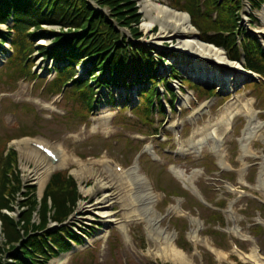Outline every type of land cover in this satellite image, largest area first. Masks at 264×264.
<instances>
[{
    "label": "rangeland",
    "instance_id": "374dc122",
    "mask_svg": "<svg viewBox=\"0 0 264 264\" xmlns=\"http://www.w3.org/2000/svg\"><path fill=\"white\" fill-rule=\"evenodd\" d=\"M131 1L135 4L137 14L140 16L137 28L141 37L135 42L128 31H120L125 39L139 47H146L153 51L154 57L164 55L167 61L166 67L163 69L167 70L170 64H176L180 73H182V77L186 76V78L188 77L187 79H192L199 86L203 85L208 90L215 89L219 92L218 96L211 99L205 96L200 98L196 90L186 89L187 86L181 88L177 82L171 83L178 98L175 103L177 112L183 111V114L179 117L184 125L183 131H179L182 135L181 146L175 143L172 129L175 124L173 119L177 118L174 115L177 112H174L172 116H168V111L166 112L164 116L166 120L163 128L164 134H157L153 138L145 139H141L137 135L147 134L148 125L142 122L139 124L140 120L136 116H131L128 109L120 111V109L114 108L106 113L100 112L99 115H96L95 112L93 117L91 115L89 119L80 118L82 117L81 114L78 112L74 113L77 107L76 103L72 102V100L67 102V99H64V101L59 98L54 99V93L46 92L45 87L55 78L52 69L56 64L49 59H43L38 53L35 56L37 61L33 67V72L38 75L37 80L29 78L20 79L17 83L10 82L7 75H2L0 71V143L8 138L21 136L27 132L32 135L28 139L31 138L47 143L56 150L62 149L67 156L71 157L72 160H69L65 166L55 170L67 171L77 182L81 196L76 211L67 225L73 226L75 232H79L78 228H83L91 233L94 231V233H92V238L88 239V243L83 246L73 247L68 253L60 254L57 259L62 258V264H144L147 261L154 260L158 264H182L178 263L175 257L171 255L172 245L183 252V256L186 255L187 260L193 261L192 264H199L191 249L189 250L185 246L187 251L184 252L179 248L180 245L184 244L181 237L183 236L186 241L188 238L187 232L185 233L180 227L184 224L183 213L175 210V207L181 208V206L185 209L183 211L189 213V217L194 220V228L200 227L194 235L196 236L199 249L205 255L206 264L209 263V255L213 256L215 264H236V261L242 264H251L246 258H243L244 255L250 258L253 257L254 250L249 243L238 242L239 247L244 252L243 255L231 250L223 237V239L220 236L218 239L214 238L215 245L213 238L208 236V231L218 230L217 223L216 221L208 223V219L206 221V218L210 216V211L202 210L198 207L197 200H195L190 190L194 189L197 194H202L212 206L223 210V218H225L227 223L229 220L227 211L231 209L235 213L236 224L240 227L241 233L254 235L252 228L257 226V213L264 220V208L260 209V206H264V186L258 184L255 179V174H258L260 167L262 165L264 167V83H252L257 76L250 77L235 71V82L238 83L234 84L233 79L229 77L231 81L228 86L226 79L229 80V78L225 79L224 76L217 73L212 74L210 67L204 68L205 65L201 64L197 59L186 58L182 51L177 49V46L181 45L183 40L189 39L187 36L176 35L172 29L166 30L163 35L162 25H160V21L163 19L151 25L143 11L144 6L149 3L148 0ZM204 1L201 0V2ZM249 1L252 0H243V13L245 12V15L250 10ZM153 2L154 4L170 8V0H153ZM91 4L92 7H96L92 2ZM103 11L105 15H110L107 14L109 13L108 10ZM243 21L244 25L242 23L241 26L249 34L258 36L264 47V22L256 17V20L250 26V21L245 16ZM146 25L150 27L148 30L145 29ZM188 25L193 31L190 35L191 38L200 44L218 49L213 47L211 43L202 41L196 29L190 23ZM0 29L5 31L3 26ZM163 36L165 38L161 39L160 37ZM41 45L51 49L54 48V44L49 38L37 44V46ZM4 49H8V45H4ZM222 53L225 61L231 63L236 69L239 68L238 64L232 63L226 58L224 51ZM2 61L0 62V70L6 66L5 60L3 59ZM88 67V65H82L77 68L80 71V76L86 75L85 71ZM204 69H209V71L205 73ZM194 71L195 73H193ZM210 78L213 80L209 81L208 79ZM223 80H225V83H223ZM161 92L164 93L163 88ZM113 93L115 96H119L117 101H120V104L122 103L121 99L128 96L127 92L123 90H114ZM107 94L106 92L104 93L105 98ZM192 96L198 105L192 103L190 99ZM228 97V100L222 101L223 98ZM133 99L136 102L137 97ZM235 100H239L242 104L246 101L252 103V111L249 109L250 106L246 107V109L252 112L255 119L254 125L260 127L261 137L249 140L248 143L251 148L249 153L244 154L241 152V147L246 142L240 143V138L242 137H240V133L246 129L248 124V119L242 110L236 112L231 131L221 128L224 163L232 166L230 170L241 168L242 178L250 183H248V188H244L238 182V174L232 175L230 177L231 181L240 191L238 193L234 192L230 196L228 195L230 191H227L226 185L221 184L216 179L218 174L216 175L215 170L218 168L219 161L213 152L212 141L210 139L203 141L201 146H199L201 154L197 155L192 149V145H190V139H192L191 137L194 133L200 132L197 128L220 122L225 110L230 108ZM169 101V97H166L165 106L167 109ZM187 105L191 107L189 110L185 109ZM205 106H208L211 112L206 115L205 111L202 110L201 114L196 116L198 109ZM142 110H145L144 107ZM145 115L143 114L141 118L145 119ZM73 116L75 119H80L74 120ZM191 117H194L195 120L191 119ZM151 119L155 121L152 116ZM194 121L196 122L194 123ZM190 123H193L195 128H191ZM150 127L157 129L159 125L154 123ZM203 137L204 135L200 139H204ZM28 139H16L9 144L6 143V147L7 150L11 148L18 154V170L23 187L33 186L36 188L34 195L36 198H40L42 193L40 192L41 184L35 179L37 172L34 169L35 160L38 157H35V160H30L26 159L24 155V153L29 155L26 150ZM137 139L140 142H137ZM148 146L155 148L161 163L154 165L147 157L145 149ZM180 149L183 151L181 152ZM104 157L116 159L123 164L125 172H129L136 167L137 176L148 179L152 190V199L148 203L145 202L142 210L135 208L140 215L137 220L134 218L136 210L132 211L130 205L128 208L123 207L125 202L121 203V189H119L118 184V186L113 185L114 180L110 175L111 172L105 170L101 163V158ZM139 158H141V161H139ZM205 164H208V166H205ZM42 167H45L44 164ZM171 170L180 171L186 178L171 174ZM89 173L90 176H88ZM94 174L101 179V182H110V184L112 182V185L106 190H99ZM130 177L131 180L134 178L132 175ZM214 185H216V188ZM160 187L165 192H161L159 190ZM213 189H216V191ZM173 192H178L175 193L177 196ZM106 194L110 195L111 205L106 209L95 210L97 201ZM134 199H136V196H134ZM253 201H257V203ZM18 202H23L21 196L18 197L16 204ZM14 206V213L10 214V216L17 218L21 212L18 210L19 205L14 204ZM82 206L90 211L94 209L86 214L85 212H80ZM146 208L150 211L146 212ZM195 209L199 211L201 217L195 216V212H197L194 211ZM104 212L110 214L111 218H101L99 215ZM4 213L2 212V214ZM127 214L129 219L126 217ZM159 217L163 218L160 219ZM149 219L157 220L158 233L156 236L150 233V225L147 221ZM197 219L200 220V224L197 223ZM108 220L113 222H107ZM34 221H38V218L34 217ZM173 223H178L179 232L174 230ZM54 228L55 226L53 225L49 226L51 232H53ZM219 230L223 233L226 231V229ZM185 231H188V227ZM5 232L2 231L0 223V264H17L16 258L13 259L10 254L16 255L20 247L7 253V235ZM63 232L67 234V229H63ZM259 233L260 236H257V240L262 247V253L259 257L256 256V259H264V237L262 240L264 229ZM48 236L53 241L57 240V234H49ZM68 237L71 238L69 235ZM240 238L242 239L243 237L240 236ZM17 245L15 246L17 247ZM209 245L217 248L221 253V259H218L217 255L212 254ZM26 255L29 257V254L26 253ZM17 259L22 263L19 256Z\"/></svg>",
    "mask_w": 264,
    "mask_h": 264
},
{
    "label": "trees",
    "instance_id": "16d2710c",
    "mask_svg": "<svg viewBox=\"0 0 264 264\" xmlns=\"http://www.w3.org/2000/svg\"><path fill=\"white\" fill-rule=\"evenodd\" d=\"M91 1L100 9L108 10L110 19L96 11L89 0H0V24L6 23L9 18L13 21L11 28H8L12 34L0 33V39H7L12 35L11 43L14 50L10 62L12 68L17 67L20 77H33L31 68L37 41L53 39L58 48L54 51L39 48L37 51L47 58L64 60L65 69H57V78L47 92H61L71 83L70 97L80 104L84 112L91 110L95 91L89 81L73 80L76 66L82 61L92 64L91 77L98 70L123 74L129 67V62H132L133 71L137 75L135 83L144 84L147 80L154 82L158 64L145 48L126 44L125 40L122 41L123 45L120 43L123 35L119 29H127L135 40L141 37L137 28L140 16L131 0ZM239 4V1L234 0H205L202 9L200 0H172L174 8L189 15L190 23L197 30L202 41L223 49L226 58L232 62L239 63L243 57L244 68L264 78V54L257 39L245 36L246 44H241V47L237 44L238 37L243 35L237 26L236 13L240 8ZM214 13L218 15L216 20L212 18ZM43 26L68 29L69 33L74 35L70 38L64 35L58 36L43 30ZM63 43H67L68 52L60 57ZM171 70L173 77L181 78L175 67L172 66ZM95 80L97 81V78ZM153 84L154 87L145 95L148 110L153 104L157 90L156 81ZM208 93L212 94V92ZM136 109L137 112L140 111L138 107ZM5 149L4 143L0 148V223L2 231H6L7 235V253L20 247L16 255L10 254L13 259L16 258L17 264H46L55 254V250L68 248L62 237L65 235L62 232L64 227L56 233V241L50 238L51 245H47L34 234L43 232L50 220L57 224L65 221L78 198L75 183L65 172L53 174L38 203L33 193L31 194L33 188L25 194L22 193L20 174L16 170V153L14 151L5 153ZM17 195H22L24 201L19 203L23 210L16 221L8 214H2V211L8 213L14 211L13 205L17 201ZM48 200L54 211L51 217L47 216ZM33 213L39 216L37 224L32 221ZM66 235L77 241L71 232L67 231ZM18 256L22 263L17 259Z\"/></svg>",
    "mask_w": 264,
    "mask_h": 264
},
{
    "label": "bare ground",
    "instance_id": "6f19581e",
    "mask_svg": "<svg viewBox=\"0 0 264 264\" xmlns=\"http://www.w3.org/2000/svg\"><path fill=\"white\" fill-rule=\"evenodd\" d=\"M149 3L147 5L144 6V14L145 16L148 18V21L151 23V25L155 24L157 21L163 19L162 21H160V25H162V33L164 35V33L166 32V30L172 29L173 33L176 35H183V36H187L189 39H185L182 41V44L177 46L178 50L182 51V54L189 59H197L201 64L205 65L204 68L210 67L212 74H219L221 76H224V78H229L231 77L233 79V82L235 84V80H236V74L235 71L239 74L241 73H246V71H244L241 68L236 69L235 66H233L231 63L225 61V59L223 58V53L221 50L219 49H215L212 48L208 45H204V44H200L198 43L195 39L191 38V33H193L192 29L189 28V22L187 21V17L183 14V13H178L175 12L173 10H170L168 7L166 6H160L158 4H154L153 0H148ZM264 16V15H261ZM149 25H146L145 29L148 30ZM165 38V36L160 37ZM201 49V50H200ZM200 51V53H199ZM199 71V70H196ZM209 71V69L205 70L204 72L207 73ZM195 73V71L193 72ZM213 80L212 78L208 79ZM225 81V80H224ZM226 81L228 82V86L230 84L231 79L229 78V80L226 79ZM217 82V79H216ZM227 86V85H225ZM251 102L250 101H246L244 104H242L239 100H236L234 103H232L230 108H227L225 110V113L222 117V119L220 120V122L216 123L214 125L213 129H208L203 128L201 130V132L199 134H197L196 137H199L198 139H193L192 140V146H195L196 144L200 143L201 139L200 137L202 135L206 134V138H217L219 137V130L221 128L227 129L230 125V120L231 118L236 114V112L242 110L245 113L246 118L248 119V126H246L247 128L245 129L244 132V140H245V144L241 147V152L244 154H247L251 151V148L249 146V140H251L252 138H259L261 137V134L259 132V126L258 125H254V118L252 115V112L247 111L246 107L250 106V111H252V106H251ZM222 125V126H221ZM205 139V138H204ZM203 141V140H202ZM220 144L217 142L215 143V147L217 148V153H218V159L222 160V151H219L220 148ZM26 150L28 152L29 155H27V153H24V155L26 156V159H30V160H35V157H38L35 160V165H34V169L36 170V180H38V182H40L41 187H40V192L43 189V186L50 174L51 171L61 168L62 166H65L67 164V162L69 160H72L70 156L67 155H57L55 154L56 152H58L56 150V152L54 153L55 157H56V162L54 164L51 163L50 158H47L45 154L43 153H39L37 150H33L31 148H27ZM54 150V149H52ZM44 164L45 167H42V165ZM44 168V169H43ZM105 170L110 171L108 168L104 167ZM263 173V170L261 171ZM114 180L113 185L114 186H118V182H120V186L119 189H121V196L120 198H122V202L123 207L124 208H128V206L130 205V207L132 208L131 210L134 211L136 210L135 208L139 209V202L140 200H142L143 202L146 201H150L151 200V194H150V189L148 184L144 181V178H141L139 176H137L136 170L132 169L129 172H124V177L122 180H119V177L116 174H110ZM132 175L134 178L131 180L130 176ZM85 176V175H84ZM90 176V173L89 175ZM95 177V181H96V185H98V189L99 190H106L110 185H112V182L110 184V182L108 183H103L101 182V179L98 178L97 175L94 174ZM116 179V180H115ZM131 182V184H130ZM264 184V182L262 183ZM134 186V187H133ZM143 195H142V194ZM134 196H136V199H134ZM127 202H129L127 204ZM135 203L137 205V207L135 206ZM111 205V199H110V195H104L102 198H100L97 201V204L95 205L96 209H106ZM80 212H87L89 213L90 210H87L85 207H81L80 208ZM94 209V208H93ZM142 210V209H141ZM92 211V210H91ZM145 211H148V209L146 208ZM136 216L134 218H136V220L139 218V213L136 210ZM101 218H105V219H110L111 216L110 214H108L107 212L104 213H100L99 215ZM126 217L129 219L128 214L126 215ZM111 221V220H109ZM149 224L152 223V221L149 219L148 220ZM123 229V228H122ZM153 231V230H152ZM171 255L175 257V259L178 261V263H182V264H190L189 261L187 260V258L185 256H183L182 252L178 251L177 248H174V246L171 247ZM218 256H220L218 254ZM252 258L249 257V259L247 258V260L249 261H254L251 260ZM49 264H62V258H58L55 260H52ZM254 264H258L256 263V261H254Z\"/></svg>",
    "mask_w": 264,
    "mask_h": 264
}]
</instances>
